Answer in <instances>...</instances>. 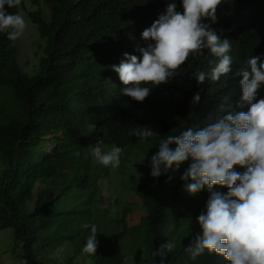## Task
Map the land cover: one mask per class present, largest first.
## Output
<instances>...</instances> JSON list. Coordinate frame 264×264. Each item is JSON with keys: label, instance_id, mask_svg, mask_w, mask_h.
<instances>
[{"label": "trees", "instance_id": "1", "mask_svg": "<svg viewBox=\"0 0 264 264\" xmlns=\"http://www.w3.org/2000/svg\"><path fill=\"white\" fill-rule=\"evenodd\" d=\"M42 1L50 8L49 21L40 11L28 12L45 43L37 74L23 71L17 42L0 32V233L11 231L25 264H57L47 254L59 248L65 252L63 264L81 257L84 264H121L119 254L126 251L137 264H160L161 257L152 253L168 240L176 247L163 264H229L223 255L206 251L192 260L185 252L202 229L183 227L182 214L193 207L205 209L209 197L207 187L195 195L186 190L191 180L181 177L191 159L179 171L153 178L141 173L135 153L151 159L163 137L200 129L222 105L227 109L225 93L233 76L198 84L192 73L209 71V61L216 59L205 49L204 56L189 57L167 84L136 102L122 95L124 85L111 69L125 53L142 58L138 46L155 43L145 41L142 33L167 0ZM176 2L183 13L182 0ZM6 9L19 12V6ZM204 23L231 42L229 54L236 55L232 70L256 53L264 55V0H222L217 22ZM198 92L200 102L193 105ZM135 126L159 135L141 141L129 134ZM99 140L104 151L112 145L123 149L120 173L129 177L145 211L136 233L123 232L125 243L118 232L125 231L123 221L113 214L118 215L120 199L110 196L109 208L103 192L112 167L99 163L89 150ZM233 170L243 173L246 168ZM214 190L227 193L219 186ZM86 223L98 229L96 254L83 252L91 234Z\"/></svg>", "mask_w": 264, "mask_h": 264}, {"label": "clouds", "instance_id": "2", "mask_svg": "<svg viewBox=\"0 0 264 264\" xmlns=\"http://www.w3.org/2000/svg\"><path fill=\"white\" fill-rule=\"evenodd\" d=\"M176 1L167 0L152 13L154 22L143 31L142 37L155 43L138 46L142 58L125 53L124 59L111 70L118 73L124 85L122 95L141 103L153 87L167 84L174 78L189 57L204 56L205 49L216 59L209 61V71L197 68L192 73L198 84L218 83L222 77L233 76L225 93L227 109L222 105L217 114L209 115L200 129L188 128L180 135L169 134L159 140V150L151 157V176L159 178L173 169L179 171L180 166L191 159L181 177L185 182L191 180L186 190L195 195L207 187L209 197L205 211L197 218L202 234H197L185 248L192 260L207 251L223 255L229 264H264V95L261 91L264 55L256 53L239 70H232L236 55L229 54L231 42L221 39L204 23L205 20L217 22V9L222 0H182L183 13ZM6 6H19L23 15L9 13ZM40 9L41 5L35 11L42 13ZM24 13V0H0V32H5L9 41L17 42L27 27ZM28 19L37 27L41 39L39 26ZM17 46L19 56L18 42ZM200 99L198 92L193 97V105ZM129 134L141 141L159 135L147 126H135ZM89 150L106 167L115 168L121 164V147L112 145L109 151H104L99 140L89 146ZM236 166L246 171L236 172L233 170ZM217 186L227 188V193L214 190ZM83 227L91 229L83 252L96 254L99 246L97 226L86 223ZM175 247V241L168 240L152 255L161 257L160 264H163V259Z\"/></svg>", "mask_w": 264, "mask_h": 264}, {"label": "rangeland", "instance_id": "3", "mask_svg": "<svg viewBox=\"0 0 264 264\" xmlns=\"http://www.w3.org/2000/svg\"><path fill=\"white\" fill-rule=\"evenodd\" d=\"M40 1L41 11L46 20L50 18L49 9L43 5V1ZM37 9V2L34 0H24V14L23 16L26 20L27 27L25 28L22 35L17 39L19 45V62L25 73L28 74H37L40 64V58L44 56L43 48L45 43H42L37 27L29 23V19L26 15L28 12L35 11ZM19 14L22 16V9L20 8ZM261 91L264 95V86L261 87ZM135 158L138 161L140 166L141 173L143 175L151 174V159H148L140 153H135ZM121 164L119 167H112L111 175L105 180H103V192L109 198L106 199V205L110 208L111 197H116L120 199V206L116 210V213H113L117 216L118 219H122L124 230L119 229L118 232L123 235L121 237V242L125 243L126 237L125 233L128 231V236L136 233L137 225L140 222L141 217L145 214L143 207L141 205V200L138 198L137 194L132 190L131 183L127 174L120 173ZM34 203H31L30 206H33ZM200 209V210H199ZM185 211V210H183ZM205 209L198 207H193L189 210H186L182 216L183 227H188L192 229H201L198 216ZM114 212V210H112ZM113 215V217H114ZM115 218V217H114ZM122 228V227H121ZM123 232H125L123 234ZM132 237H129V240ZM136 236H134V240ZM128 242V240H127ZM57 245H55L56 247ZM62 253V255L60 254ZM71 254V252H68ZM61 255V256H59ZM23 251L22 248L18 247L15 244V241L12 237L10 230L0 233V264H25L24 259L22 260ZM52 259H57V264H63L65 261V252L60 248L56 251H53L51 254H47ZM121 264H137L138 262L133 258V256L127 251L119 254ZM85 258L81 257L78 262L75 264H84Z\"/></svg>", "mask_w": 264, "mask_h": 264}]
</instances>
